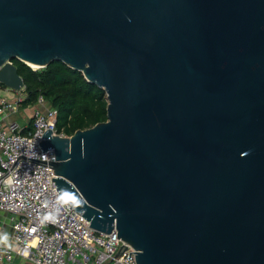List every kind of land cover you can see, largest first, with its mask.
Masks as SVG:
<instances>
[{
    "label": "water",
    "instance_id": "water-1",
    "mask_svg": "<svg viewBox=\"0 0 264 264\" xmlns=\"http://www.w3.org/2000/svg\"><path fill=\"white\" fill-rule=\"evenodd\" d=\"M14 59L106 92V121L38 142L90 227L138 264H264V0H0L21 90Z\"/></svg>",
    "mask_w": 264,
    "mask_h": 264
},
{
    "label": "built area",
    "instance_id": "built-area-1",
    "mask_svg": "<svg viewBox=\"0 0 264 264\" xmlns=\"http://www.w3.org/2000/svg\"><path fill=\"white\" fill-rule=\"evenodd\" d=\"M14 91V97L2 90ZM25 94H21V92ZM25 87L3 88L0 82V264L25 259L30 264H138L136 249L102 233L72 210L57 190L54 148L42 153L38 142L47 129L57 131L58 110L43 95L26 125L21 113ZM131 252V253H130ZM131 256L130 259L128 257Z\"/></svg>",
    "mask_w": 264,
    "mask_h": 264
},
{
    "label": "trees",
    "instance_id": "trees-1",
    "mask_svg": "<svg viewBox=\"0 0 264 264\" xmlns=\"http://www.w3.org/2000/svg\"><path fill=\"white\" fill-rule=\"evenodd\" d=\"M13 63L24 80L26 98L21 105H36L43 95L48 104L58 110L59 133L70 136L79 129L90 128L108 119L105 90L89 82L81 71L61 61L39 70L19 59H14ZM30 123L32 126V120Z\"/></svg>",
    "mask_w": 264,
    "mask_h": 264
},
{
    "label": "crops",
    "instance_id": "crops-1",
    "mask_svg": "<svg viewBox=\"0 0 264 264\" xmlns=\"http://www.w3.org/2000/svg\"><path fill=\"white\" fill-rule=\"evenodd\" d=\"M2 94L7 95L9 97H14L15 96L14 95V91H9L7 89H3ZM21 94H25V93L22 91ZM34 108H35V105L29 106V107H23L22 106V111H21V113H22V115H21L22 117L21 118L23 119L22 124L26 125V124L30 123L29 119H30V116L33 113ZM26 117L28 119L27 121H25ZM14 119L19 121V119H17V116H15ZM14 264H30V262L26 261L25 259H19V261H16Z\"/></svg>",
    "mask_w": 264,
    "mask_h": 264
},
{
    "label": "rangeland",
    "instance_id": "rangeland-1",
    "mask_svg": "<svg viewBox=\"0 0 264 264\" xmlns=\"http://www.w3.org/2000/svg\"><path fill=\"white\" fill-rule=\"evenodd\" d=\"M33 67V66H32ZM34 69H37V70H39V69H42L43 67H39V68H35V67H33ZM3 91V90H2ZM22 113H20V114H18V115H16L17 116V119H19V122H23V119L21 118L22 116ZM14 118H15V116H13ZM28 119H27V117L25 118V121H27ZM17 261H19V260H17Z\"/></svg>",
    "mask_w": 264,
    "mask_h": 264
},
{
    "label": "bare ground",
    "instance_id": "bare-ground-1",
    "mask_svg": "<svg viewBox=\"0 0 264 264\" xmlns=\"http://www.w3.org/2000/svg\"><path fill=\"white\" fill-rule=\"evenodd\" d=\"M33 67H35V68H39L40 66H37V65H32Z\"/></svg>",
    "mask_w": 264,
    "mask_h": 264
}]
</instances>
